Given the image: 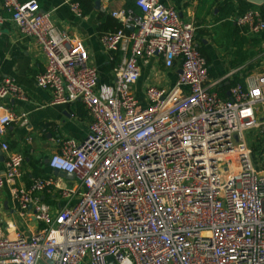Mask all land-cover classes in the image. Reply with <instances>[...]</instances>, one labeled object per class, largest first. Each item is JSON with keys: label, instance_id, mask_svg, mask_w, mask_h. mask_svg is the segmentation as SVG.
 <instances>
[{"label": "built area", "instance_id": "2783aa9c", "mask_svg": "<svg viewBox=\"0 0 264 264\" xmlns=\"http://www.w3.org/2000/svg\"><path fill=\"white\" fill-rule=\"evenodd\" d=\"M66 1L84 14L79 0ZM3 8L45 54L36 85L55 103L82 102L90 120L83 142L64 139L48 161L52 170L73 174L77 187L54 176L19 185L24 156L0 142V190L10 187L21 219L42 224L27 235L0 222V264H264V118L257 116L264 72L221 95L195 22L161 0H134V7L111 11L121 27L100 36L104 49L120 52L114 87L100 95L99 70L81 40L36 0H3ZM5 21L0 14V35ZM237 22L252 34L264 30L256 9ZM154 56L167 67L179 61L180 72L168 90L148 86L143 103L134 92L139 60ZM9 97L24 99L25 91L0 78V102ZM15 119L0 103V137ZM42 192L59 194L58 211Z\"/></svg>", "mask_w": 264, "mask_h": 264}, {"label": "crops", "instance_id": "0c3cea01", "mask_svg": "<svg viewBox=\"0 0 264 264\" xmlns=\"http://www.w3.org/2000/svg\"><path fill=\"white\" fill-rule=\"evenodd\" d=\"M36 1L41 11L49 13L53 23L82 41L89 54V63L99 70L97 91L100 95L108 94L114 87L113 68L120 60V52L104 49L100 36L107 31L116 30L106 23L108 16L112 17L111 11L134 7V0H96L93 10L82 16L73 13L66 0ZM161 1L174 6L183 20L195 22V39L200 49L203 48L210 58L209 79L211 82L221 80L213 88L221 95L228 96L231 86H225L235 75L242 76L241 70H245L248 64H252L254 69L246 80L264 72V30L252 34L237 22L240 15L251 9L259 10L264 17V0L260 3L253 0ZM0 14L6 17L0 35V78L14 79L24 89L26 97H9L0 102L17 117L7 125L5 134L0 137V142H7L11 150L24 156L21 177L17 183L27 185L33 177L54 176L61 179L63 186L77 187L75 177L67 179L56 173L50 168L48 161L52 154L60 150L64 139L83 142L90 120L87 110L82 102L70 105L55 103L50 90L36 85V76L44 70L46 64L43 50L33 37L19 33L9 12L3 8V0H0ZM238 51L248 54L249 59L234 66L235 58L239 59ZM139 68V79L134 92L145 103V90L148 86L155 85L167 90L172 88L180 72V63L176 61L172 67H167L161 57L154 56L147 61L140 59ZM255 141L256 137L253 135L250 144L259 157L260 146L257 148V144H252ZM5 157L0 146V171H4ZM81 190L80 187L78 192ZM40 196L53 212L58 211L63 204L58 193L42 192ZM16 217H19L17 203L10 187H5L0 190V222L4 226L14 224L27 235L42 227L36 217L22 219L25 227H20ZM29 221L33 222L28 223Z\"/></svg>", "mask_w": 264, "mask_h": 264}, {"label": "trees", "instance_id": "16d2710c", "mask_svg": "<svg viewBox=\"0 0 264 264\" xmlns=\"http://www.w3.org/2000/svg\"><path fill=\"white\" fill-rule=\"evenodd\" d=\"M95 1L96 0H80L81 6L83 9V13L86 14V13H89L91 10H93L94 5H95ZM107 22L109 23L110 28H112V29H114V28L118 29L121 27V23L118 22L117 20L113 19L110 16H108L106 23ZM238 46H240V45H238ZM201 52L205 55L207 62L209 64L210 58H209L208 54L203 50V48H201ZM237 54L239 56V59L235 58V61L233 62L234 66L241 65V64L247 62V60L249 59V55L242 52V51H238ZM253 69H254V66L252 64H248L246 66L245 70H241V72H243L242 76L235 75L234 78L230 81V83L225 86V88H229L230 86H232L235 83L245 84L246 77L253 71ZM257 148H258V146H257Z\"/></svg>", "mask_w": 264, "mask_h": 264}, {"label": "rangeland", "instance_id": "374dc122", "mask_svg": "<svg viewBox=\"0 0 264 264\" xmlns=\"http://www.w3.org/2000/svg\"><path fill=\"white\" fill-rule=\"evenodd\" d=\"M257 114H258V115H261V116L259 117V119L263 118V116H264V104L261 105V106H259ZM248 136H249V139H250L251 136H250L249 134H248ZM35 221H36V220H35ZM16 222H17V224H18L20 227H25L24 224H23V220H22L21 218L16 217ZM31 222H33V221H29L28 223H31Z\"/></svg>", "mask_w": 264, "mask_h": 264}, {"label": "water", "instance_id": "95a60500", "mask_svg": "<svg viewBox=\"0 0 264 264\" xmlns=\"http://www.w3.org/2000/svg\"><path fill=\"white\" fill-rule=\"evenodd\" d=\"M256 3H260L262 0H253ZM131 29V28H130ZM56 173H59L60 175L64 176L67 179H72L74 178V175L71 173H63V172H59L57 170H54ZM109 261H112V257H109Z\"/></svg>", "mask_w": 264, "mask_h": 264}]
</instances>
